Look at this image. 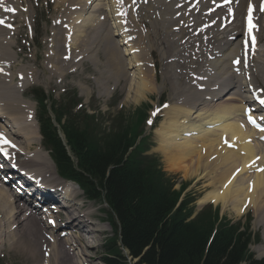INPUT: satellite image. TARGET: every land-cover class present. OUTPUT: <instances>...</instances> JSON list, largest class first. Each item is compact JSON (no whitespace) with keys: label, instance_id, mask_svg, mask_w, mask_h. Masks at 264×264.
Returning a JSON list of instances; mask_svg holds the SVG:
<instances>
[{"label":"bare ground","instance_id":"6f19581e","mask_svg":"<svg viewBox=\"0 0 264 264\" xmlns=\"http://www.w3.org/2000/svg\"><path fill=\"white\" fill-rule=\"evenodd\" d=\"M223 1L226 0H133L134 8L145 13L148 9L153 24L160 23L161 31L155 43L161 46L164 64L169 67L164 74L172 79L173 96L177 100L167 106L164 115L167 113L168 119L164 118L155 134L158 149L169 168L191 175L194 164L199 179L206 180L205 187L211 190L199 200L200 205L221 204L231 207L237 214L246 207L255 209L257 225L264 226V143L260 141L264 132L250 128L244 118L246 107L251 103L244 88L251 86L253 90L261 91L260 98L264 96V35L257 36V43L263 47L256 46L252 53L245 38L248 28L246 9L252 7L251 21L259 34V30L264 32V2L231 0L230 4L225 2L224 6L218 7ZM23 2L0 0L3 3L0 19L5 21L0 24V147L10 155L9 164L4 163L0 155V169H8L11 180L17 173L11 170L12 166L31 171L29 177L40 178L45 185V189L35 187L47 191L49 204L42 210L39 206V201L44 200L42 196L37 198L36 192H31L19 199L0 182V252H13L32 264H99L97 252L91 248L95 249L92 243L97 246L98 234L105 231L104 218L96 214L94 203L80 199V189L75 183L58 176L49 153L41 147L33 106L23 96L22 88L27 79H20L16 85L14 76L9 73V66L17 57L11 49L14 43L10 36L16 29L15 17L10 12L18 22L22 12H27L21 8ZM85 2L75 12L69 4L70 29L75 34L71 39L73 48H77L76 41L88 36L94 23H101L96 20L98 14L104 16L105 20L111 21V28L107 30L110 33L104 36L107 37L106 47L112 50L107 52V58L112 57L110 64L114 69L119 65L116 74L122 69L121 77H125L128 70L133 77L129 92L140 99L154 90L162 91L168 83H162L163 88H160L154 81V57L150 55L151 46L147 43L148 27L144 22L137 23L138 13H133L135 28L123 33L129 26L119 14L120 0ZM5 8L15 11H5ZM30 9L29 6V12ZM232 9L235 10L233 16L228 14ZM151 27L150 24L149 29ZM54 31L53 38L56 37ZM121 32L123 35L116 42L115 38ZM155 32L152 29V33ZM129 36L136 38L129 41ZM124 45L125 49L122 48ZM118 49L120 53L115 55ZM148 56L152 57L151 61ZM256 56H262L257 66ZM146 65L152 69L146 70ZM176 66L181 68L180 73ZM149 74L150 80L146 82ZM248 76L251 77L249 81ZM254 117L260 116L255 113ZM32 144L38 148L33 149ZM58 187L66 190L71 202L58 203ZM99 217L102 218L100 222ZM53 219L55 223L49 221ZM66 227L71 230L65 237L56 233L58 230L63 232ZM260 252L264 253V246Z\"/></svg>","mask_w":264,"mask_h":264},{"label":"trees","instance_id":"16d2710c","mask_svg":"<svg viewBox=\"0 0 264 264\" xmlns=\"http://www.w3.org/2000/svg\"><path fill=\"white\" fill-rule=\"evenodd\" d=\"M32 92L58 174L109 208L114 235L104 244L107 264H130L129 256L136 264H264L249 249L260 241L250 221L233 222L212 206L194 216L196 196L184 194L186 184L176 188L175 175L146 155L145 109L120 111L106 126L95 114L73 112L77 104L66 98L51 108L57 127L46 95Z\"/></svg>","mask_w":264,"mask_h":264},{"label":"rangeland","instance_id":"374dc122","mask_svg":"<svg viewBox=\"0 0 264 264\" xmlns=\"http://www.w3.org/2000/svg\"><path fill=\"white\" fill-rule=\"evenodd\" d=\"M85 3V0H24V2L21 4V8L27 12H22L23 14L20 16V18H18V22L16 16H13L12 12H10V15L15 17L14 28L16 29L15 31H18V33L14 31L10 36V40L14 43V46L11 47V49H13L14 54H17V57L14 55L16 59H14V62L11 63V66H9V73L14 76V82H18V73H22L27 79L26 85L22 88L24 90L23 96L24 98L30 100V104H32L33 109H35V117L37 104L31 96V90L34 88L44 89L46 94L56 101H59L65 94L67 97H72V93L76 92L78 97L81 99L84 108L87 110L94 109L101 111L102 119H105L109 125L113 124V120L118 114L117 112H119L121 109L129 114L137 107L146 105L147 111L148 109L149 113L154 111L156 112L157 116L156 119H153L154 128H151V125H146L144 123V129L146 131L145 133L146 135H149V140L152 145L149 153L159 156L163 167L171 175H175L177 178L178 185L183 183L188 186L186 193L192 194V196H197V210L203 205L210 204V202L204 203L203 205H200L199 203V200L211 189L208 188L207 190L205 187V179H199V173L195 172L197 166L192 164V171H190L191 175H186L184 171L179 169L169 168V165L165 161L162 152L158 149L159 144L156 138L155 129L156 127L160 126V123L163 120L165 121L166 118L168 119L167 113L164 115V111L167 112L166 109L170 107L176 100L173 96V81L164 74V72L167 71L169 67L164 64L165 61L161 55V46L156 45L155 43L157 41V34L161 31L160 23L153 24L152 14L148 9V13H145L144 10L134 8L133 0H120V13L122 12V16L126 20V24L131 30L135 28L133 13H138L137 23L139 21L144 22L148 27L147 43L149 42V45L151 46L150 55L154 57L152 59V57L150 58L148 56V58L150 61L152 59V63L155 65V74L153 76L154 81L160 88H163L162 83L164 85L168 83V85L161 89L162 91L158 92L157 90H154L152 91L153 93L150 92L145 96H142L140 99H136L134 97V93L129 92V88L133 82V77L129 75L128 70L125 77H121L123 75V73L121 74L122 69H120L119 74H116L115 71L119 70V65L114 69L110 64L112 57H110V59L107 58V52H111L112 50L109 47H106L107 37L104 36H106V33H110L107 32V30L111 28L110 20H105V18H103L104 16H99L98 14L99 18L96 20L99 19L101 23L99 21L98 24L94 23L93 28L90 30V32H88V36L86 38L84 37L81 41H76L77 48H73L74 45H72L71 39L75 34H72V29L69 30L70 18L68 13L71 10L69 4L74 7L71 11L75 12V10L80 6L83 7ZM96 3L97 1L94 2L95 5ZM29 6L31 8L30 12ZM109 10L111 11V9ZM150 24L152 25L151 29H149ZM52 28L56 30L55 38H53V36H55V31H52ZM152 29L156 31L155 34L152 33ZM79 34L81 36V33ZM263 35L264 32H259L260 37ZM115 39L116 42L120 40L119 37H116ZM158 43L160 44L161 42L159 41ZM67 45H70V47ZM262 47V44H260L259 48L261 49ZM122 48L125 49V45ZM68 50H70V59H64L67 57ZM116 52L120 53L119 49L115 50V53ZM117 53L115 55H117ZM259 57L262 56H256L254 59L256 66L259 64V62H261ZM119 58H121V56ZM256 60L258 61L256 62ZM146 66V70L152 69L149 65ZM175 69H177L178 73H180L181 68L176 66ZM133 71L134 70L130 72ZM145 80L146 82L150 80V74L146 76ZM163 103H166L168 106L165 108V110L159 108V106H161ZM2 122L5 121L2 120ZM37 131L40 135L41 147L48 153L42 144V137L39 131L38 122ZM34 144H36V142H34ZM34 144H32L31 147H33V149L34 147L38 148V145ZM186 164L190 165V162H186ZM7 188H9V185ZM79 193L81 200L88 202L91 201L88 199L86 200L83 197L82 191ZM92 203H94L93 209L96 210V214L104 218L102 226L104 227L105 231L102 232L100 236L98 234L99 239L96 242L98 244L96 246V244L92 243V245H95V249L91 248V251L96 250L98 256V259L96 260L97 263L106 264L104 261L105 250L103 248V244L114 234L111 226L109 225V211L106 205L99 201H92ZM215 207H219L218 209L220 210V213L223 216H226L229 220H241L243 222L250 221L251 230L254 233H258L260 235V241L251 245V251L257 258H263L264 253L260 252V249L264 246V226L257 225L254 212L255 209L253 208L254 210H252L246 207V209H244L240 214H237L236 211L231 207H223L221 204H215ZM42 217L45 218L43 215ZM101 217H99V222L102 221ZM43 221L45 223V220ZM65 229L66 230L63 232L58 230L56 233L58 235H63L69 230V227H66ZM130 259L131 258H129V260ZM131 263L135 264L136 260H131ZM0 264L32 263L27 260H22L13 252L9 253L6 250H2V252H0Z\"/></svg>","mask_w":264,"mask_h":264},{"label":"snow or ice","instance_id":"6c2138e0","mask_svg":"<svg viewBox=\"0 0 264 264\" xmlns=\"http://www.w3.org/2000/svg\"><path fill=\"white\" fill-rule=\"evenodd\" d=\"M0 7H3V3H0ZM5 11H15V9L13 8H5ZM0 24H5V21L3 19H0ZM8 27H12L11 25H6ZM249 27H250V30H251V18H249ZM253 42H254V38H253ZM236 63H239V61L237 60ZM261 104H264V100H261L260 101ZM5 143H8V141H4ZM54 223V222H53Z\"/></svg>","mask_w":264,"mask_h":264}]
</instances>
